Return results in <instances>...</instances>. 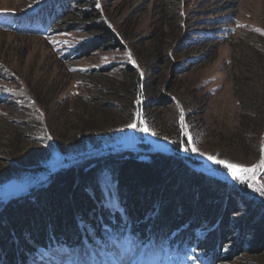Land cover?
<instances>
[{
  "label": "rangeland",
  "instance_id": "rangeland-1",
  "mask_svg": "<svg viewBox=\"0 0 264 264\" xmlns=\"http://www.w3.org/2000/svg\"><path fill=\"white\" fill-rule=\"evenodd\" d=\"M93 2L0 0V205L93 157L174 148L263 202L264 168L241 182L208 157L248 168L264 159V0ZM49 3L55 19L38 13ZM95 24L123 48L91 51ZM103 186L105 206L119 211L108 173ZM238 210L222 249L231 257L218 264H264V242L239 227L247 211ZM110 232L107 243L34 264H162L161 255L210 264L193 248H149Z\"/></svg>",
  "mask_w": 264,
  "mask_h": 264
},
{
  "label": "trees",
  "instance_id": "trees-1",
  "mask_svg": "<svg viewBox=\"0 0 264 264\" xmlns=\"http://www.w3.org/2000/svg\"><path fill=\"white\" fill-rule=\"evenodd\" d=\"M81 1L94 7L93 0ZM49 8L50 3L42 5L38 13L55 19L58 12ZM94 29L100 43H91V51L104 46L123 48L104 24H95ZM173 150L93 157L56 170L48 184L37 185L27 194L19 192L0 205V264H34L41 254L74 255L95 240L107 243L110 231L120 232V238L128 234L149 248H193L210 264H218L231 257L222 256V249L232 235L229 227L238 207L247 211L239 227L243 231L249 228L262 244L264 201H252L246 186L209 176L178 148ZM107 173L115 183L119 202L115 213L105 206ZM199 231H203L202 237L197 236ZM164 257L159 256L162 264Z\"/></svg>",
  "mask_w": 264,
  "mask_h": 264
},
{
  "label": "snow or ice",
  "instance_id": "snow-or-ice-1",
  "mask_svg": "<svg viewBox=\"0 0 264 264\" xmlns=\"http://www.w3.org/2000/svg\"><path fill=\"white\" fill-rule=\"evenodd\" d=\"M261 34H264V32H262ZM182 119H183V117H181V120ZM129 127L134 128V127H136V124L133 123V124L129 125ZM147 130H148L147 128H144V131H147ZM185 150H187V149H185ZM193 151H195V149H193ZM208 159L212 160L214 163L221 164L224 167H226L229 170V173L233 177V179L240 180L241 182H246V179L248 178L249 174H251L252 177L254 178L256 171L258 169L264 168V159H261L257 165H253L251 168L244 167V166L238 165V164H233V163H230L229 161H226V160H220L214 156H209ZM257 191H260L262 194H264V185H261L257 189Z\"/></svg>",
  "mask_w": 264,
  "mask_h": 264
},
{
  "label": "water",
  "instance_id": "water-1",
  "mask_svg": "<svg viewBox=\"0 0 264 264\" xmlns=\"http://www.w3.org/2000/svg\"><path fill=\"white\" fill-rule=\"evenodd\" d=\"M117 202H118V200H117ZM118 206H119V202H118Z\"/></svg>",
  "mask_w": 264,
  "mask_h": 264
}]
</instances>
